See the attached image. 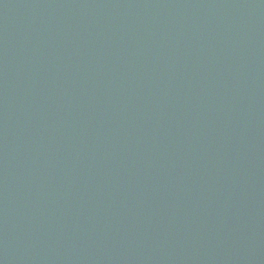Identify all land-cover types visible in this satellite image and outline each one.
I'll return each instance as SVG.
<instances>
[{
  "label": "water",
  "instance_id": "1",
  "mask_svg": "<svg viewBox=\"0 0 264 264\" xmlns=\"http://www.w3.org/2000/svg\"><path fill=\"white\" fill-rule=\"evenodd\" d=\"M0 264H264V0H0Z\"/></svg>",
  "mask_w": 264,
  "mask_h": 264
}]
</instances>
